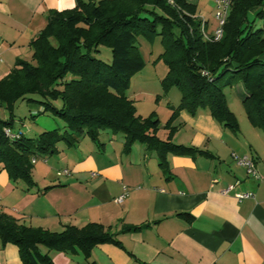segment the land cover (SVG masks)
Instances as JSON below:
<instances>
[{"label": "crops", "instance_id": "0c3cea01", "mask_svg": "<svg viewBox=\"0 0 264 264\" xmlns=\"http://www.w3.org/2000/svg\"><path fill=\"white\" fill-rule=\"evenodd\" d=\"M186 1L199 6L201 0ZM77 2L0 0V52L5 65L0 68V78L17 59L32 61L30 42L46 26L49 12L72 9ZM212 4L215 8V0ZM204 20L206 32L211 34L216 25L211 27L208 19ZM157 58L154 73L138 71L133 75L130 84L138 76V87L128 96L134 104L143 100L142 96H154L155 108L147 113H139L135 106L143 117L152 111L157 114L161 127L156 135L165 140L171 132L164 123L180 99L173 87L163 92L160 82L167 67ZM231 87L237 102L236 109H231L237 129L224 126L206 108L195 114L177 111L171 123V140L197 151L167 153L166 171L157 152L144 143L135 142L125 149L120 132L101 133V146L84 136L72 146L58 144L52 156L62 161L59 169L51 167L54 172H48L51 160L47 159L36 165L31 171L32 188L23 181L12 182L6 170H0V210L19 223L49 231L98 222L114 234L116 243L95 245L87 258L81 251L68 253L40 245L52 264H264V131L246 115L241 83ZM0 110V116L6 118L7 112L2 107ZM37 122L38 118L34 124L39 128H50L46 120L42 125ZM26 128L34 130V126ZM233 154L251 156L262 177L247 174ZM62 169H69V173L58 175ZM228 186L229 193L222 194ZM124 192L127 195L117 203L115 198ZM241 192H252L253 197L237 200L234 194ZM184 213L191 218L180 215ZM134 226L140 228L126 229ZM0 264H23L15 244L0 240Z\"/></svg>", "mask_w": 264, "mask_h": 264}, {"label": "trees", "instance_id": "16d2710c", "mask_svg": "<svg viewBox=\"0 0 264 264\" xmlns=\"http://www.w3.org/2000/svg\"><path fill=\"white\" fill-rule=\"evenodd\" d=\"M252 9L256 11L249 19ZM194 13L186 0H78L72 9L49 12L46 26L30 42L32 61L17 59L0 78V107L7 112L6 118L0 116V170L5 169L12 182L23 181L32 188L31 159L37 154L55 153L59 143L72 146L84 136L101 146V133L120 132L125 149L144 143L157 152L166 171L167 153L197 151L172 142L177 111L195 114L206 108L224 126L237 129L225 96V88L236 82L243 87L241 101L249 121L264 131V29L256 26V20L264 18V0H233L218 40ZM157 37L163 48L157 59L167 67L163 92L172 87L181 91L179 104L164 123L171 132L165 140L156 135L161 127L157 114L139 115L127 94L131 78L145 65L138 44ZM99 46L110 50L108 61L98 57ZM19 100L36 103L40 109L34 116H52L61 126L35 136L12 130ZM0 240L18 247L23 264H52L40 245L81 251L87 258L95 245L116 243L114 234L98 222L49 231L19 223L1 210Z\"/></svg>", "mask_w": 264, "mask_h": 264}, {"label": "rangeland", "instance_id": "374dc122", "mask_svg": "<svg viewBox=\"0 0 264 264\" xmlns=\"http://www.w3.org/2000/svg\"><path fill=\"white\" fill-rule=\"evenodd\" d=\"M193 6H194V11H195L194 14L195 15H199L200 18H202V19H205V18L208 19L211 27H214L216 25V20L214 17V11H215L216 5L214 8V5L212 4V0H201L199 2V6L194 2ZM201 11H202V15H200ZM253 16H254L253 11H250V13L248 15L249 19H252ZM256 26L258 28L264 29V18L263 19H261V18L257 19L256 20ZM160 46H161V48H160ZM138 47H139V51H140V53L143 56L144 61H145L144 67L139 71H141V73L144 75L151 74L152 72L154 73L153 61L156 60L155 58H157L158 51L160 49H162L160 39L158 37L152 41H149V40L147 41V40L143 39L138 44ZM99 50L100 51L97 53L98 57L102 58L105 61H108L111 57L110 50L105 46H99ZM2 63L3 62L0 63V68L5 66V65H2ZM136 73H138V72H136ZM144 75H142V76H144ZM137 77L138 76H134V79L132 80V82L129 86V89L127 90L128 95L130 93H133V91L136 89V87H138L136 79H135ZM238 83H240V82H238ZM238 83L236 82V84H238ZM160 84H161V82H160ZM236 84H234V85H236ZM232 88L233 87H226L225 88V96H226V100L228 99L229 105L231 107L230 108L228 105L230 110L236 109L235 104H237V102H235L236 97L234 96ZM172 90H174V92L179 93L178 97L180 99L181 91L176 87H173ZM34 97H35V95H34ZM140 98L141 97H139V99ZM142 98H144V99L141 101L137 100L135 102V105H137V107H138L139 113H147V111L155 108L154 96L153 97H151V96L143 97L142 96ZM158 98H159V96H156L155 101ZM135 99H138V96H136ZM59 102L60 101L57 100V103H59ZM163 106H164L163 104L161 106H159V111L162 110L161 108ZM34 109L35 110L38 109V107H36V103H33V102L29 103V102L23 101V100L17 102L15 105V108H14V112L16 114V117L12 122L11 129L14 131H20L26 136H35V135L39 134L43 129L53 130V129L57 128L58 126H61L62 123L59 122L57 119H56L57 123H54L55 119H53L52 116H48L46 114H37L34 116V113H35ZM3 111H4V109H3ZM235 112L238 113V110H235ZM0 115L3 116L2 110H0ZM31 115H33V116H31ZM36 118H38L37 123L40 122L41 125H42V122L44 120H46V122L50 124V128H39V127H37L36 124H34V121ZM27 125L34 126V130H27V128H26ZM45 159H47L48 161L51 160V162H49V164H48L50 166V169H48V172H51V171L54 172V170H52V168L56 169L55 167H57L59 169L61 162H62V161L58 162L57 160H55L56 157L52 156V154L39 153L36 155V161H35L36 163L33 165V168H35L36 165L40 166L41 164H43Z\"/></svg>", "mask_w": 264, "mask_h": 264}, {"label": "built area", "instance_id": "2783aa9c", "mask_svg": "<svg viewBox=\"0 0 264 264\" xmlns=\"http://www.w3.org/2000/svg\"><path fill=\"white\" fill-rule=\"evenodd\" d=\"M232 1L233 0H215L216 8L214 11V17L216 20V26L212 32V37L214 40L220 39L223 35V26L225 24V20L227 18L229 8L231 6ZM2 61H3V57L0 52V62ZM5 133L8 136H12L8 129H5ZM232 157L237 165L243 166L245 168L247 174L252 175L256 177L257 179H260L262 177L256 167L254 159L251 156L249 155L240 156L237 154H233ZM31 161L35 163L36 158H32ZM67 173H69V169H62V170L57 171L58 175L67 174ZM92 175H94V173H92ZM230 189H231V186H228L222 189L220 192L222 194H228ZM126 195H127L126 192H124L123 194H120L117 198H115V201L117 203H121ZM234 196L237 200H241L244 198L253 197V193L252 192H241V193H235Z\"/></svg>", "mask_w": 264, "mask_h": 264}]
</instances>
